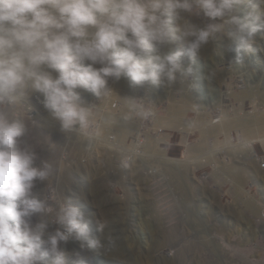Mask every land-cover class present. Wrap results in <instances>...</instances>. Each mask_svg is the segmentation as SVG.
<instances>
[{"label": "rangeland", "instance_id": "rangeland-1", "mask_svg": "<svg viewBox=\"0 0 264 264\" xmlns=\"http://www.w3.org/2000/svg\"><path fill=\"white\" fill-rule=\"evenodd\" d=\"M251 3L264 20V3ZM248 10L244 4L232 14L243 18ZM181 16L173 27L215 23L223 24V32L195 57H181V71L170 86L135 85L121 76L106 78L111 92L101 98L75 90L83 106H95L91 119L100 135L62 130L44 108L43 96L28 93L36 125L21 140L31 142L35 165L54 164L49 181H36L32 195L43 198L55 187L58 199L93 221L89 229L105 245L101 254L84 252L70 238L60 244L68 264H75L74 253L94 264H264V30L256 33L250 52H238L233 29L223 19H209L195 5ZM176 36L158 51L186 49L191 38ZM41 70L58 76L47 66ZM9 112L22 114L23 106ZM159 152L186 160L170 169L160 163ZM48 219L37 214L31 223ZM97 219L106 224L102 233ZM57 227L50 224L47 231Z\"/></svg>", "mask_w": 264, "mask_h": 264}, {"label": "clouds", "instance_id": "clouds-1", "mask_svg": "<svg viewBox=\"0 0 264 264\" xmlns=\"http://www.w3.org/2000/svg\"><path fill=\"white\" fill-rule=\"evenodd\" d=\"M244 4L249 10L243 18L232 14ZM193 5L205 17L221 18L232 27L238 52H250L256 33L264 30L251 0H0V264H68L60 244L69 238L98 254L105 246L91 236L93 221L70 201L58 199L55 187L43 198L32 195L36 181H49L53 165L49 160L35 165V150L21 140L30 124L36 125L29 91L43 96L44 108L62 130L90 138L100 135L91 119L95 106H83L75 90L83 88L101 98L111 92L106 78L121 76L135 85L170 86L181 71V57H195L223 32V24L215 23L173 27ZM177 32L191 38L187 48L158 51L168 48ZM85 60L91 62L87 67L81 63ZM94 64L101 67L94 69ZM42 66L58 76L53 78ZM192 72L190 67L186 75ZM18 106L23 113L10 115ZM37 214L49 219L33 226L31 218ZM50 224L59 227L49 233ZM95 224L102 233L106 224L100 219ZM74 256L75 264H85L79 253Z\"/></svg>", "mask_w": 264, "mask_h": 264}, {"label": "bare ground", "instance_id": "bare-ground-1", "mask_svg": "<svg viewBox=\"0 0 264 264\" xmlns=\"http://www.w3.org/2000/svg\"><path fill=\"white\" fill-rule=\"evenodd\" d=\"M130 83H132V82H130ZM127 86V85H126ZM131 87V86H130ZM90 98V97H89ZM246 129V128H245ZM251 129V128H250ZM255 129L256 128H254L253 130L255 131ZM39 130V129H38ZM34 131H36V130H34ZM41 131V130H40ZM39 131V132H40ZM248 131H250V130H248ZM247 131V132H248ZM36 132H38V131H36ZM254 133H256V132H254ZM262 133V132H261ZM37 134V133H36ZM40 135H42V134H40ZM39 135V136H40ZM251 135V134H250ZM38 136V137H39ZM249 136V135H248ZM256 137V136H255ZM29 138V137H28ZM23 139H24V137H23ZM248 139V137L245 139V141ZM30 140V139H29ZM28 140V141H29ZM250 140V139H249ZM114 141H116L115 139H114ZM31 143V142H30ZM29 143V144H30ZM251 143V142H250ZM35 144V143H34ZM36 145V144H35ZM118 145V144H117ZM51 150V149H50ZM160 153V152H159ZM50 155V154H49ZM160 155V159L162 160L160 163H162L164 166H168V168H170V169H174L175 167H181V166H179V165H181L180 163H184L185 162V160L184 159H179V160H177V159H171V158H169L166 154H165V152H162V153H160L159 154ZM51 156V155H50ZM88 163H90V162H88ZM93 163V162H92ZM96 163V162H95ZM187 163V162H186ZM54 165V164H53ZM105 166V165H104ZM84 167V166H83ZM95 167V166H94ZM102 167V166H101ZM54 168V167H53ZM82 168V167H81ZM103 168H105V167H103ZM107 168H108V166H107ZM77 169V168H76ZM166 169V168H165ZM73 170V169H72ZM79 170H81V169H79ZM107 169H105V171H106ZM90 171H92V170H90ZM89 171V172H90ZM87 172V171H86ZM169 172V171H168ZM121 173V172H120ZM85 174V173H84ZM87 174H89V173H87ZM102 175V174H101ZM101 175H100V177H101ZM80 176V175H79ZM88 176V175H87ZM185 176H187V175H185ZM75 177H77V176H75ZM92 177V176H91ZM97 177V176H96ZM89 178V177H88ZM71 179V178H70ZM83 179V178H82ZM73 180V179H72ZM86 180V179H85ZM104 180V179H103ZM101 181V185H103L104 186V181ZM53 181V180H52ZM98 181H100V180H98ZM72 182V181H71ZM181 182V181H180ZM87 183H88V181H87ZM123 183V182H122ZM70 184V183H69ZM97 184V183H96ZM123 184H125V183H123ZM76 185V184H75ZM92 185V184H91ZM99 185V184H98ZM102 186V187H103ZM185 187V186H184ZM182 189V188H181ZM182 192V191H181ZM187 195V194H186ZM94 196V195H93ZM110 196V195H109ZM99 198V197H98ZM113 198V197H112ZM147 199V198H146ZM191 199V198H190ZM185 207V206H184ZM108 211V210H107ZM159 212V211H158ZM150 213V212H149ZM158 215V214H157ZM156 217V216H155ZM158 217V216H157ZM156 217V218H157ZM157 224V223H156ZM159 229V228H158ZM161 231V230H160ZM159 231V232H160ZM91 232V231H90ZM91 236L92 237H96V235H95V232H91ZM76 241V240H75ZM70 242V241H69ZM62 243H64V242H62ZM116 246H118V245H116ZM77 247V246H76ZM81 250H82V248H81V245H79L78 246ZM118 248V247H117ZM76 249V248H75ZM79 249V250H80ZM111 249V248H110ZM77 250V249H76ZM85 250H89V249H87V248H83V251L85 252ZM90 251V250H89ZM78 252V251H77ZM82 252V251H81ZM91 252L93 253V252H95L94 250L92 251L91 250ZM85 254V253H84ZM83 254V255H84ZM92 256V255H91ZM96 257V256H95ZM94 257V258H95ZM174 257V256H173ZM93 260H95V263H98V260L95 258V259H93ZM97 260V261H96ZM101 262V261H100ZM108 262V261H107ZM178 262V261H177ZM85 264H94V262H92L91 260L90 261H88V260H86L85 261ZM102 264H105V263H102ZM106 264H108V263H106ZM120 264H125V263H120Z\"/></svg>", "mask_w": 264, "mask_h": 264}, {"label": "built area", "instance_id": "built-area-1", "mask_svg": "<svg viewBox=\"0 0 264 264\" xmlns=\"http://www.w3.org/2000/svg\"><path fill=\"white\" fill-rule=\"evenodd\" d=\"M70 239V238H69ZM77 241H75V244H76Z\"/></svg>", "mask_w": 264, "mask_h": 264}]
</instances>
